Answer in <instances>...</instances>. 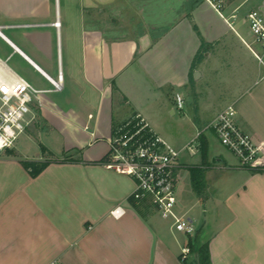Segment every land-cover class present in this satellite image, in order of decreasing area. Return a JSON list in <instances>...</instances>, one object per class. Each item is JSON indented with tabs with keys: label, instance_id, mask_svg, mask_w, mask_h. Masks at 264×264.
<instances>
[{
	"label": "crops",
	"instance_id": "crops-1",
	"mask_svg": "<svg viewBox=\"0 0 264 264\" xmlns=\"http://www.w3.org/2000/svg\"><path fill=\"white\" fill-rule=\"evenodd\" d=\"M250 1L230 0L218 12L202 0H0L6 68L20 76L7 64L17 57L49 85L34 86L42 91L52 88L45 76L56 79L60 69L63 78L61 92L38 96L23 134L42 153L17 156L19 139L0 151V264H184L189 239L194 249L208 246L211 264H264V156L242 168L213 131L212 154L207 135L204 154L200 136L185 156L186 143L177 149L176 210L193 225L190 237L150 200L130 198L132 178L102 165L113 128L132 115L166 141L161 111L176 114L182 89L193 127H207L233 104L237 126L264 142V45L247 18L264 4ZM158 4H174L171 21L158 17ZM126 7L141 14L140 25H167L126 36L125 20L110 19ZM23 161L48 164L31 177ZM190 168L203 172L198 192ZM117 208L119 217L111 214Z\"/></svg>",
	"mask_w": 264,
	"mask_h": 264
},
{
	"label": "built area",
	"instance_id": "built-area-1",
	"mask_svg": "<svg viewBox=\"0 0 264 264\" xmlns=\"http://www.w3.org/2000/svg\"><path fill=\"white\" fill-rule=\"evenodd\" d=\"M212 8L220 11L226 0H203ZM250 30L256 40L264 45V13L252 10L247 15ZM54 26L59 28L60 23ZM51 90L35 88L24 78L8 70L0 60V151L14 147L16 141L26 132L33 121L32 106L44 92H61L63 78L59 69L57 78L45 76ZM177 109L183 108V99L176 95ZM234 105L227 106L206 127L213 131L219 143L230 151L239 166L252 169L259 158L264 156V142L257 143L244 133L236 124ZM193 142L183 150L192 151ZM181 150L171 147L151 128L140 115L135 114L113 128L109 139V149L102 165L114 173L127 176L135 181L130 198L136 202L150 200L160 217L170 222L176 232L185 236L194 234V227L188 219L176 210L177 194L175 171ZM120 216L118 208L111 212ZM190 254L188 246L182 250L184 260ZM49 264H64L52 260Z\"/></svg>",
	"mask_w": 264,
	"mask_h": 264
},
{
	"label": "rangeland",
	"instance_id": "rangeland-1",
	"mask_svg": "<svg viewBox=\"0 0 264 264\" xmlns=\"http://www.w3.org/2000/svg\"><path fill=\"white\" fill-rule=\"evenodd\" d=\"M203 1V0H202ZM230 0H226L225 4L228 3ZM255 0H251L247 4H254ZM259 4H264V0H261ZM161 6V8L158 9V17H163L164 19L162 21L169 20L171 21L173 18L169 16L171 12V7L174 4H158ZM167 5V6H166ZM165 6V7H162ZM150 10V9H149ZM145 10V16L150 15V11ZM102 11V10H101ZM135 8L126 7L125 9H122L120 12L121 17H118L117 15L114 17H110V19L114 20V25L117 24L118 20H125V27H126V36L132 37L135 36L137 33H139L140 29H146L150 25H140L139 21L141 18V14L139 12L136 13ZM139 11V10H138ZM109 11L106 10L105 12H99V16L104 17L106 19L107 16H109ZM113 14V13H112ZM150 18V17H149ZM159 24H152L150 27L153 29L161 30L164 28L167 23L162 22ZM122 24V26L124 25ZM250 26V25H249ZM9 55V49L5 45L0 44V58L2 60L5 59L6 56ZM7 64L13 68L17 73L24 78L26 81L30 82L35 87H48L49 85L44 82L39 76L35 74L26 64L22 63L18 60L17 57H12L7 61ZM56 76V75H55ZM179 94L184 99V107L182 110H176V114L172 116L169 114L166 109L161 111V116L159 118V124L164 128V136L166 137V142L173 148L179 149L181 145L185 144L188 145L191 142H193V145L195 146L198 144L199 136L202 134V136L207 135L209 138V154L213 153L214 146L218 147L219 144L217 142H214L211 138V130L204 128L203 125H201L198 128H195L192 126V122L189 120V108L190 106L187 103V92L182 90H178ZM175 93H173V97L175 98ZM185 94V95H184ZM193 101V108L195 107L196 101L192 99ZM26 135H22L21 138H19L20 147L19 152L16 153L17 156L21 157L20 155H25L23 157H27L29 160L36 158V153L41 154V145L38 140L29 141L25 138ZM163 136V135H162ZM45 139V138H44ZM192 139V140H191ZM193 146V147H194ZM187 151L183 150L182 155L185 156ZM180 157V156H179ZM169 225L170 222H168ZM174 230V229H173ZM176 232V231H175ZM179 234V233H178Z\"/></svg>",
	"mask_w": 264,
	"mask_h": 264
},
{
	"label": "trees",
	"instance_id": "trees-1",
	"mask_svg": "<svg viewBox=\"0 0 264 264\" xmlns=\"http://www.w3.org/2000/svg\"><path fill=\"white\" fill-rule=\"evenodd\" d=\"M196 31V27L194 28ZM205 46V42L201 40V49ZM199 53V52H198ZM196 54L191 69L195 67L196 63L198 62L199 54ZM201 140V147L203 148V154L205 145L202 142L203 136L200 135ZM47 162H34V161H23L22 166L29 172L31 177H36L46 166ZM203 172L199 168H190V175H191V182L192 187L195 190V192L199 191V183L198 179L202 177ZM188 247L190 249V254H194L195 257L192 261L183 260L184 264H211L210 262V256H209V250L207 245H203L199 247L198 249H194V241L193 239L188 240Z\"/></svg>",
	"mask_w": 264,
	"mask_h": 264
}]
</instances>
